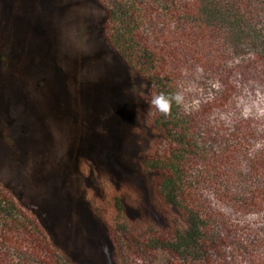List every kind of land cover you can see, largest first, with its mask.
Instances as JSON below:
<instances>
[{
    "label": "trees",
    "instance_id": "obj_1",
    "mask_svg": "<svg viewBox=\"0 0 264 264\" xmlns=\"http://www.w3.org/2000/svg\"><path fill=\"white\" fill-rule=\"evenodd\" d=\"M92 1L115 59L103 70L139 82L130 110L106 83L94 82L106 96L71 89L89 70L80 60L50 77L52 88L22 53L8 0L0 47L14 62L4 65L0 93L9 109L16 92L44 81L39 101L59 108L65 144L54 175L71 163L74 196L103 245L78 260L25 192L0 179V264H264V0ZM161 93L182 101L161 113L150 108ZM13 121L0 135L3 157L14 160L41 133L53 137L48 121ZM24 125L32 131L20 133ZM120 129L135 150L113 147Z\"/></svg>",
    "mask_w": 264,
    "mask_h": 264
},
{
    "label": "rangeland",
    "instance_id": "obj_2",
    "mask_svg": "<svg viewBox=\"0 0 264 264\" xmlns=\"http://www.w3.org/2000/svg\"><path fill=\"white\" fill-rule=\"evenodd\" d=\"M1 2L2 0L0 15ZM8 4V9L15 17L13 26L22 53L34 63L37 62L38 67L53 83L52 88L58 84L50 77L56 75V72L61 77L65 66L67 70H71L69 64L67 65L68 60H80L82 65L86 63L89 65L86 67L89 70L85 72L87 79L79 75L76 81H68L71 89L73 87V90H83L90 92L91 95L95 92L100 96H106L107 92L96 87L94 82L104 85L106 83L111 90L113 87L118 93L125 95L127 100L122 103L125 108L122 106L121 111L130 110V94L139 82L126 83L129 80L124 72L115 70L110 74L109 71L103 70V67H110L115 59L114 53L102 42L99 27L104 17L92 0H8ZM13 37H9L10 40ZM39 50L43 51L42 55H39ZM12 58L10 50L0 47V74L4 72V65L14 62ZM94 62L97 66L91 67ZM72 66L76 68L75 64ZM79 81L82 84H79ZM42 84L44 81L39 80L34 89L27 86L24 87V91L16 92L14 105L9 109L6 100H3V93H0V135L11 126L16 116L30 125L38 120L39 123L48 121L53 132V137L43 138L41 133L30 139L22 151L19 149L14 150L15 153L12 151L17 156L14 160L8 158V155L3 157L0 153V179L12 182L15 192L20 194L25 192L23 198L20 197L36 206L41 216L51 223V228L62 245L70 248L78 260L84 261L81 253L86 250V253L88 251L99 254L103 242L96 231V226L74 196L77 180L71 179L73 173L71 163L64 166L62 162L60 163V168L63 167L66 175L61 177L57 173L54 175L56 168H59L57 157L63 153L65 144L62 131L56 124L58 120L53 115L59 108L53 105L52 112L48 105L43 104V99L39 101L44 97ZM113 113L114 111L110 109L103 113L102 118L110 117ZM30 125L22 126L20 133H30L32 131ZM106 129L112 130L109 126ZM113 141L115 148L120 149L121 145H124V150H135L134 142L128 139L123 129H120ZM84 148L87 149L85 144ZM109 149L110 146L108 151ZM19 156L22 158L19 159Z\"/></svg>",
    "mask_w": 264,
    "mask_h": 264
},
{
    "label": "clouds",
    "instance_id": "obj_3",
    "mask_svg": "<svg viewBox=\"0 0 264 264\" xmlns=\"http://www.w3.org/2000/svg\"><path fill=\"white\" fill-rule=\"evenodd\" d=\"M181 101L182 97L180 94L165 95L161 93L153 96L150 101V108H154L161 113L167 114L170 111L173 102L179 104Z\"/></svg>",
    "mask_w": 264,
    "mask_h": 264
}]
</instances>
